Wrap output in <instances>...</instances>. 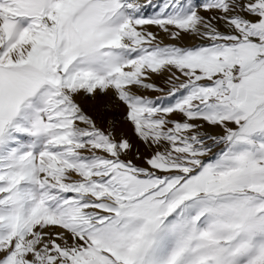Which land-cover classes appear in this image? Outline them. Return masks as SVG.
I'll use <instances>...</instances> for the list:
<instances>
[{
  "label": "rangeland",
  "instance_id": "1",
  "mask_svg": "<svg viewBox=\"0 0 264 264\" xmlns=\"http://www.w3.org/2000/svg\"><path fill=\"white\" fill-rule=\"evenodd\" d=\"M69 1L49 13L40 0H0V60L10 53L6 22L46 36L83 9L66 11ZM137 1L146 7L135 10ZM256 2L109 0V23L132 34L121 50L87 45L80 58L93 55L88 71L118 59L126 76L99 73L71 94L83 76L72 60L67 79L40 73L11 112L0 104V264H264V236L252 234L264 223L251 221L264 193L245 190L247 175L224 176L226 188L241 183L237 191H204L199 179L207 165L214 182L223 177L214 163L229 146L203 128L201 106L232 77L235 24ZM17 57L37 70L36 59ZM41 99L56 117L42 118ZM136 142L151 155L127 157Z\"/></svg>",
  "mask_w": 264,
  "mask_h": 264
},
{
  "label": "crops",
  "instance_id": "2",
  "mask_svg": "<svg viewBox=\"0 0 264 264\" xmlns=\"http://www.w3.org/2000/svg\"><path fill=\"white\" fill-rule=\"evenodd\" d=\"M241 15L244 18L239 25L235 24L232 49L228 52L229 61L239 68L241 79L233 82L229 76L217 87L211 86L201 106L203 128L229 146L220 153V161L214 163L218 175L223 176L217 177L218 182L213 181L214 173L210 169L213 166L207 165L200 173L204 191L212 185H221L222 191L241 190V183L236 179L235 187H224L225 177L247 175L245 190L264 193V0H257ZM228 153L233 158L227 159ZM256 204L259 212L251 221L263 224L264 217L260 215L264 200ZM252 234L255 239L263 237L264 226H255Z\"/></svg>",
  "mask_w": 264,
  "mask_h": 264
},
{
  "label": "bare ground",
  "instance_id": "3",
  "mask_svg": "<svg viewBox=\"0 0 264 264\" xmlns=\"http://www.w3.org/2000/svg\"><path fill=\"white\" fill-rule=\"evenodd\" d=\"M40 1L45 5L44 11L49 13H53L56 8L59 9L61 6V0ZM28 2L29 5L32 4L30 1ZM76 2L83 3V9L66 16L63 26L55 29L52 34L49 33L46 36H37L33 30L27 28L22 30L25 22L23 23L20 21L13 28L6 22L5 28L11 30L8 32V40L4 45V49L7 50V52L10 51V53L2 56L0 62L1 65L8 66L9 70L3 71L0 69V104L7 112H11L15 106L24 101L23 95L33 90L31 84L40 76V73H50L55 81H63V78L67 79L68 76L66 75L67 73H65V68L69 66L72 60L76 61L74 65L79 64L78 68L83 70V76L74 77L71 84L67 86V88L71 89V94L75 91L72 89L79 86L81 81L85 82L86 89L89 88L90 85L88 82L92 77H95L96 74L102 73L105 75L108 74V76L109 74H111V76L119 75V77L127 75V65L120 64L118 59L111 57L107 59L101 67L94 71H88L84 68L85 65H88L93 60V55H88L86 58L84 57L85 59L80 58L83 57L80 55V52L86 49L87 45H91L89 47L96 46L110 50H121L122 44L125 43L122 36H124V34L131 35L132 33L129 32L128 27L122 24L121 26L116 24V26L113 27V25L109 23L110 15L111 17L113 16V13L109 11V0H71L67 4L68 7L66 6V11L72 10ZM132 6L135 10H137L138 8L136 7L139 6L142 7L141 10L146 7L145 3L142 1H137L133 3ZM3 14H5L4 6L0 5V20L4 17ZM99 30H101L100 34H96ZM14 42H16L15 45H13ZM60 52L64 54V57L59 61L58 55ZM14 53L17 55L21 53L26 55V60H31L32 58L36 59L37 70L29 71L26 70V68L18 67L23 64L24 60L17 57V55L15 56ZM57 65H60L62 75L56 73ZM93 86L96 88L103 86V84L99 83ZM149 92H151V90L148 91V93ZM37 109L45 120H51L57 116V113L49 110L45 99H41L40 102H38ZM28 116L31 123H36L31 113H29ZM132 136L134 135H131V137ZM124 152L127 154V157L137 156L143 158L149 157L152 153V149L151 147L136 142L130 144ZM157 156L153 159H157Z\"/></svg>",
  "mask_w": 264,
  "mask_h": 264
},
{
  "label": "built area",
  "instance_id": "4",
  "mask_svg": "<svg viewBox=\"0 0 264 264\" xmlns=\"http://www.w3.org/2000/svg\"><path fill=\"white\" fill-rule=\"evenodd\" d=\"M231 73H232V81L233 82H238L241 79V74L238 68H231Z\"/></svg>",
  "mask_w": 264,
  "mask_h": 264
}]
</instances>
